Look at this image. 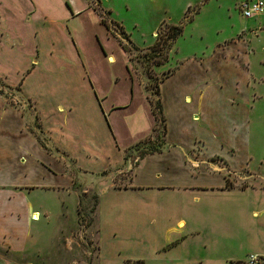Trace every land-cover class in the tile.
I'll return each mask as SVG.
<instances>
[{
  "label": "rangeland",
  "instance_id": "obj_1",
  "mask_svg": "<svg viewBox=\"0 0 264 264\" xmlns=\"http://www.w3.org/2000/svg\"><path fill=\"white\" fill-rule=\"evenodd\" d=\"M256 1L263 6L261 13L245 16L242 3ZM85 2L89 4L85 13L70 20L57 18L50 29L45 21L36 22L41 32L35 40L22 28L21 33L17 29L20 21L16 12L0 11L6 28H16L26 38L22 48H10V40L0 47V71L10 82L18 79L10 83L0 77V102L26 116L31 112L35 129L31 124L26 129L43 147L61 152L47 135L38 134V111L23 92L25 83L46 121L67 127L77 162L90 171L83 172L81 183H73L75 193L61 189L46 198L50 209H58V196H62L65 209L63 214L51 212L50 226H61L63 239L46 251L45 263L230 264L227 259L236 247H242L241 253L246 251V235L231 229L235 224L224 218L197 217L200 205L211 201L209 197L203 196L201 204L193 189L168 188L145 195L139 191L138 204L135 195L130 197L111 187H128L131 167L139 158L166 147L160 81L185 63L178 75L180 86L186 76L194 75L202 88L216 92L218 107L198 110L204 113H198L196 123L185 119L183 141L196 140L194 150L209 153L206 160L217 166L216 179L223 176L227 188H232L227 194L264 202V0L79 1ZM169 24L182 28L173 39L168 38ZM75 40L84 52L83 60L75 56L79 52ZM34 44L38 48L23 70L24 53ZM110 54H114V62L109 61ZM191 60L207 70L199 72L189 64ZM86 69L99 90L98 98L105 94L106 104L128 101L126 107L110 112L111 123L107 111L104 115L88 105V91L94 89ZM77 92L81 95L78 111L64 114L51 109ZM142 105L152 116V126L135 137L147 116ZM87 142L97 152L91 159L84 152ZM192 158V163L198 164L202 157ZM100 187L110 188L99 192ZM37 192L34 189L31 194ZM226 201L215 198L217 204ZM180 218L182 227L177 225ZM36 229L46 232L44 224H37ZM245 259L231 260V264H246Z\"/></svg>",
  "mask_w": 264,
  "mask_h": 264
},
{
  "label": "crops",
  "instance_id": "obj_2",
  "mask_svg": "<svg viewBox=\"0 0 264 264\" xmlns=\"http://www.w3.org/2000/svg\"><path fill=\"white\" fill-rule=\"evenodd\" d=\"M79 1L82 0H0V11L16 12L20 21V27L17 26V29L21 33L22 28L26 34H30L35 40L41 32L40 27L35 25L36 22L43 20L47 23V28L50 29L56 23L57 18L62 21L70 20L85 13L89 4L86 2L80 4ZM95 14L97 15V22L105 29V25L98 18L99 15ZM5 20L0 14V47L6 43V40H10L11 43H8L10 48L11 46L12 48H22V43L25 42L26 38L16 28H6ZM94 36L100 37L103 43L102 37L97 32ZM75 42L77 44L75 49L79 51L75 56L83 60L84 52L78 41L75 40ZM37 45L34 44L29 53H24L23 70L30 65L31 56L36 52ZM113 55L107 56L110 62L115 61ZM84 64L86 65L85 62ZM189 64L192 67L195 65L199 72L207 70V67L202 68L194 60H191ZM34 67L35 65L32 66V68ZM184 67L185 63H182L176 71L164 76L160 81L159 99L166 124L164 133L166 147L147 152L139 158L137 163L131 167L128 187L111 188L130 197L135 195L138 204L140 201L137 196L141 195L140 192L145 195L168 188L193 189L195 200L202 201L201 204H203V196H207L211 200L200 205L201 210L197 213L198 218H224L225 221L235 224L231 229L243 231L246 235V251L241 253L243 252L242 247H236L230 258L227 259L228 263L231 260H243L248 254H264V202L244 200L243 196L239 197L241 195L234 199L233 196L227 194L232 188H227L228 185H226L223 176L221 179H216L217 166L212 161L206 160L209 153L196 152L194 150L196 140L191 143L183 141L185 119L188 122L196 123L199 120L198 113L213 111L218 107L216 92L209 88H202L198 78L194 75L192 78L186 76L185 84L180 86L178 80L180 76L178 75ZM86 72L88 80L93 84L92 89H94L88 91L91 94V98L88 97V105L92 106L94 111H102L104 115V112L107 111L106 117L108 116L107 119L111 123L110 112L126 107L128 101L123 104L108 101L106 104L107 101L104 100L107 99V96L103 94L104 97L98 98L99 90L96 83L91 78L90 73L88 74L87 69ZM0 77L6 79L2 71H0ZM17 80L7 81L14 83ZM23 87L24 94L34 101L38 111L40 119L38 134L47 135L54 147L61 152L58 153L43 147L30 133V129H26L31 127L30 124L34 128L31 112L26 116L15 108L3 106L0 102V264H33V260L36 259H40L42 264H46V251H49L56 241L63 239L60 234L61 226L57 227L53 223V227L50 226L51 212L57 211L59 214H63L62 210L65 209L62 196H58L59 204L56 202L58 209L55 207L50 209L51 204L46 201V198L50 197V192H58L61 189L74 192L73 183L76 181L81 183L80 177L83 172L89 171L77 162L76 152L71 147L73 137L67 131V127L46 121L45 116L43 117L41 114L42 108L38 105L34 93L28 86H25V83ZM79 96L81 97L80 92H77L75 96L73 94L66 96L68 98L66 102L57 101L51 109L55 112L63 110L64 114L78 111L81 106ZM232 102L235 101L232 100ZM113 103L118 105L112 107ZM125 104L126 106H124ZM142 107L147 116L145 115L144 124L137 129L135 137L152 126V116L148 115L147 106L142 105ZM189 107H193V109L191 111L186 110ZM202 108L205 110L198 111ZM185 112H188L189 115L186 116ZM107 124L109 126L108 122ZM173 127L176 128V131H173ZM113 133L114 130L111 132L112 136ZM115 138L114 135L113 139L116 140ZM116 142L118 143L117 140ZM84 152L90 159L91 155L97 156L96 150L88 147V142ZM195 156L202 157L198 164L192 163L194 162L192 157ZM120 159L121 157H119V161ZM100 188L99 192H103L110 187L106 190ZM34 189L38 190L36 195L31 194ZM217 196L227 198L229 201L217 204L215 203ZM76 201L77 197L74 204ZM54 205L55 202L52 206ZM31 215L35 220L31 219ZM37 224H44L46 232L43 233L36 229ZM177 225L182 227L184 225L183 219H178ZM33 227L35 228L33 229Z\"/></svg>",
  "mask_w": 264,
  "mask_h": 264
},
{
  "label": "built area",
  "instance_id": "obj_3",
  "mask_svg": "<svg viewBox=\"0 0 264 264\" xmlns=\"http://www.w3.org/2000/svg\"><path fill=\"white\" fill-rule=\"evenodd\" d=\"M263 10V6L261 2H254V3H242V12L245 16H250L253 13H261ZM246 264H264V254H249L245 259Z\"/></svg>",
  "mask_w": 264,
  "mask_h": 264
},
{
  "label": "trees",
  "instance_id": "obj_4",
  "mask_svg": "<svg viewBox=\"0 0 264 264\" xmlns=\"http://www.w3.org/2000/svg\"><path fill=\"white\" fill-rule=\"evenodd\" d=\"M101 21L104 22L105 24H108V22L106 21V19L104 17L101 18ZM167 30H168V34H169L168 38L173 39V38H175L177 35H179L181 33L182 28L178 24H169V25H167ZM156 45H157V43H156ZM150 152H152V151H150ZM84 226H85V224H84ZM231 263H232V261H230V264Z\"/></svg>",
  "mask_w": 264,
  "mask_h": 264
}]
</instances>
